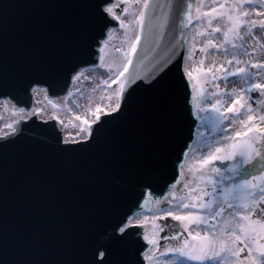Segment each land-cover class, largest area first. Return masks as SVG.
<instances>
[{
  "label": "water",
  "instance_id": "1",
  "mask_svg": "<svg viewBox=\"0 0 264 264\" xmlns=\"http://www.w3.org/2000/svg\"><path fill=\"white\" fill-rule=\"evenodd\" d=\"M100 3L0 0V98L30 106L33 83L63 92L73 72L94 65V46L116 24L107 13L101 17ZM188 3L171 0L155 13L146 9L126 74L137 78L126 80L119 111L102 115L90 139L65 144L53 122L36 117L0 136V264H101V252L102 264L145 263L143 229L132 227L123 237L115 230L140 207L147 190L162 195L175 182L194 138L197 118L182 64L185 20L188 14L197 17L198 9L185 14ZM149 16L155 17L151 30ZM188 37L189 51L191 32ZM158 60L169 61L167 75L150 86L146 74ZM169 233L172 227L162 236Z\"/></svg>",
  "mask_w": 264,
  "mask_h": 264
},
{
  "label": "snow or ice",
  "instance_id": "2",
  "mask_svg": "<svg viewBox=\"0 0 264 264\" xmlns=\"http://www.w3.org/2000/svg\"><path fill=\"white\" fill-rule=\"evenodd\" d=\"M120 2L125 0H119L117 3L101 0L98 7L102 18L103 14L107 13L111 18L120 20L121 27H126L121 16L115 11ZM130 2L143 6L138 13V18L129 21V24L135 23L141 27L145 24V9L151 6L155 13L157 8L171 5V0H167V5L152 4L151 0H130ZM199 3L202 6L212 5L211 12H204L202 16H197L195 19L200 21L202 17H209L207 23L211 31L207 32V35L221 34L219 37L208 39L199 51L208 53L209 50H213L214 54L215 51L223 49L225 57L231 56L226 63L235 66L225 68L221 63L215 67L216 61L212 60V67L199 69L205 75V85L208 83L207 78L211 77L213 87L218 91L207 92L206 88H201L197 118L201 120L202 127L218 132L219 138L205 141L201 157L196 161L200 167L194 171L193 175L199 174L198 180L204 182V187L202 188L199 183L192 187V181L183 183L176 181L172 187L182 184V187L187 189L186 195L180 196L178 193L170 192L163 201L157 199L156 202L173 205L174 201H179L175 204V208L182 214L164 209L163 215L154 218L153 226L157 231L164 232L169 228V224L166 223L169 218L178 222L176 227L179 231L171 236L160 238L179 241L175 245L164 246L166 251L162 254L172 253L174 256L168 264H176V261L181 259L187 262H198V264H264V127L260 126L264 124V18H262L264 17V0H199ZM192 7L193 4L188 3L185 14L187 9ZM128 11L124 8L122 14H127ZM166 15L167 13L165 17ZM154 18V16L147 18L149 30L153 26ZM190 21L191 17H189ZM213 21L216 22L214 27ZM183 22L181 20V24ZM197 35L204 36L205 32H198ZM139 41L140 37L137 36L136 42L131 45L132 53L136 52V44ZM256 45H259V48ZM195 54L194 50L193 55ZM242 54L257 55L254 59L242 61L238 58ZM208 58L206 55L204 59ZM204 59L200 60L201 65L204 64ZM132 62L131 59L128 60L129 64ZM168 63L167 60H158L152 66L146 74L151 78L150 86L164 80ZM242 64L244 66H240ZM213 67L221 75H215ZM127 71L125 66V72ZM185 75L189 79L193 78L191 71L185 70ZM230 77L234 78L230 81L234 86L228 90L225 85V88L220 90V85L215 81H229ZM135 78H137L136 74L133 73L126 80L135 82ZM237 81L244 86L237 89L235 86ZM124 91L125 88L122 85L121 97ZM214 97H218L215 102L212 99ZM200 100H203L207 107H200ZM229 100L231 103H228ZM254 103L258 105L257 108L253 107ZM120 107V103H117L111 111L117 112ZM19 111L23 112V109ZM201 112L207 115H200ZM93 115L94 120L91 123L86 118L82 121V124L87 126L88 137L92 134L91 124L99 126L101 115H111V113L97 107ZM76 119L82 118L77 116ZM225 121L228 123L227 128L224 126ZM233 125H238V129L246 128L247 130L242 132L237 129L229 135L228 128ZM7 127L11 128L12 132H5V137L16 131L11 124ZM81 131H84L83 126ZM73 142L79 143L78 140ZM217 163L226 164V167L221 169L214 166ZM206 167L208 179L205 181ZM226 181L231 183H225ZM209 184L211 190L208 189ZM207 197L212 199H206ZM226 212L227 216H225ZM218 218L221 219L218 220ZM146 224L147 220L145 224H133L131 219H127L122 221L115 231L123 237L127 235L130 228H142ZM184 233H187V238H182ZM144 239L148 240V237L145 236ZM148 243L153 247L159 246V241L155 239L148 240ZM104 255L105 253H99L101 264ZM143 255L151 258L148 253Z\"/></svg>",
  "mask_w": 264,
  "mask_h": 264
},
{
  "label": "rangeland",
  "instance_id": "3",
  "mask_svg": "<svg viewBox=\"0 0 264 264\" xmlns=\"http://www.w3.org/2000/svg\"><path fill=\"white\" fill-rule=\"evenodd\" d=\"M117 2H119V0H115L113 3ZM120 3H122L123 9L127 8L129 10L127 14L122 15L115 10L116 14L121 16L126 27H121V21L119 20V27H116L113 37L109 39L104 48H102V56H100L101 65L93 70L90 68L81 69L82 72H78L76 75L75 87L70 88V93L59 98V100H50L46 97L45 93L42 92L41 95L37 96L34 109L32 111L24 112V115L29 113V115H32V113H34L41 119H49V117L55 114L60 120L59 125L62 129L64 138L66 137L67 139L74 141L84 139L88 136L87 126L83 125L82 121L86 118L89 123H91L94 120L93 114L96 112L97 107L101 108L104 112H107L111 111V109L119 103L120 88L125 80V66L129 65L128 60L133 57L131 45L136 42L137 36L140 37L141 29L139 24H129V21L137 19L138 13L143 7L142 4L132 3L130 0H125V2ZM192 4L193 7L198 9V16H202V13L204 12H211L212 5L210 4L202 6L199 3V0H192ZM216 7L218 8V5H216ZM208 19L209 17H202V19L198 21V25L193 24V19L190 21L191 45L185 65L186 71H191L193 73V78L190 80L192 86H194V100H198L201 88H206L207 92L218 91V89L213 87L211 77L207 78L208 83L205 85V75L203 72L199 71V69L212 67V60L216 61L215 67H218L220 65L218 59L225 55L223 49L215 51L214 54L213 50H209L208 53L199 51L208 39L219 37L221 35L219 33H213L212 36L207 35V32L211 31L208 27ZM215 23L216 22L213 21V27L215 26ZM198 32H205V35H197ZM217 42L219 41L217 40ZM194 50L196 52L195 55H193ZM206 55L209 57L208 59H204ZM201 59H204L203 65L200 64ZM223 63L225 68H229V65L225 61ZM215 67H213L215 75H221V73L215 71ZM121 73H123V75H121ZM215 83L220 85V90H223L225 85H227L228 90L231 89L229 81L216 80ZM216 98L218 97L212 98L213 102H215ZM199 103L200 107H205V102L203 100H200ZM228 103H231V101L229 100ZM225 107H227V105H225ZM17 115V112L9 109L6 103L0 104V121L9 123L10 119L12 117L16 119ZM200 115H207V113L201 112ZM77 116H80L82 119L77 120ZM227 125L228 123L225 121L224 126L226 127ZM82 126L84 131H81ZM235 126L236 125H234V127ZM213 138L218 139L219 133L211 129H206L200 124L197 139L198 142L195 145L200 147L205 141H210ZM198 156H201V152H198ZM195 159L196 158H194L193 161ZM186 160L188 161L189 159L186 158ZM193 164L195 163L193 162ZM176 203L178 202L176 201L174 203V207ZM149 219V216H144L142 220L134 217L133 222L145 223V220L149 221Z\"/></svg>",
  "mask_w": 264,
  "mask_h": 264
},
{
  "label": "flooded vegetation",
  "instance_id": "4",
  "mask_svg": "<svg viewBox=\"0 0 264 264\" xmlns=\"http://www.w3.org/2000/svg\"><path fill=\"white\" fill-rule=\"evenodd\" d=\"M249 11H251V9H249ZM264 18V17H262ZM198 21L195 19V23H197ZM257 35H259V33H257ZM239 43V42H238ZM230 47V46H229ZM257 48H259V45H256ZM199 52V51H198ZM249 53H251V49H249ZM256 55L257 54H251V55H239L238 58L241 59L242 61H248L250 59H254L256 58ZM227 59H231V56H227L225 57L222 56L218 59V63H223L224 61L226 62ZM224 64V63H223ZM235 65H229V68L231 67H234ZM240 66H244L243 64L240 65ZM234 78H229V84H231V88L234 86L230 81L233 80ZM235 86L237 87V89H239L240 87H243L244 85H241L238 81L236 82ZM254 97L256 96V94H252ZM205 107H207V104L204 103ZM253 107L254 108H257L258 105L257 104H253ZM253 122H256V121H253ZM261 127H264V124L260 125ZM228 127V125L226 126V128ZM200 128V126H199ZM198 128V129H199ZM238 129V125H236L234 127V125L231 127V128H228V133L230 135L233 134L234 130H237ZM238 130L240 131H246L247 129L246 128H239ZM198 136L196 138V141H195V144L198 142ZM193 145L192 148L189 150V154L187 156V159H189L187 162V164L185 165L184 169H183V175H182V178L180 179V181L183 183V182H187V181H192V187H195L196 186V183H199L200 186L203 188L204 187V182L203 181H199L198 180V173L194 176L193 173L196 169H199V164L196 163V161H198L200 159L201 156H198V152H201L202 150V147L203 145H200V147L196 146V145ZM196 158L194 161L193 159ZM193 162L195 164H193ZM214 166H217V167H220L221 169H224L226 167V164H222V163H217L216 165ZM204 172H205V177H204V180L206 181L208 179V176H207V172H208V169L207 167L204 169ZM214 175V174H213ZM225 183H231L229 181H226ZM208 189L211 190V185H208ZM172 193H178L180 196H184L186 195L187 193V189H184L182 187V184H178L176 186V189L175 191H173ZM169 195V194H168ZM171 198V197H169ZM206 199H212V197H207ZM163 201V199L161 200ZM176 201L173 202V205H168L167 203H155L152 207V209L150 211H144L142 213H138L136 215L137 218L141 219L146 215V216H149V221H147V224L145 225L146 226V229H147V237L149 240H158L159 241V246L158 247H153V245L150 244V247L148 249V251L146 253H148V256L151 257L150 259L147 258L146 261H147V264H168L169 261L173 260L174 259V256L172 253H168L167 255H164L162 253H164L163 251H166V249L164 247H161V243H162V239H160L162 237V232H159L157 231L154 226H153V220L155 217H159L161 215H163V211L164 209H170V210H173V211H176L177 214H182L180 210H177L175 207H174V203ZM179 202V201H177ZM159 208V209H158ZM225 216H227V212L225 213ZM221 219V218H218V220ZM167 223L171 224V226H174L175 227V231H173V233L179 231V229L176 227L177 223L178 222H175V221H172L171 218H169L167 221ZM173 224V225H172ZM182 239V238H181ZM179 241L178 240H175L174 243L177 244ZM151 250V251H150ZM176 264H198V262H187V261H183V259H181L180 261H176Z\"/></svg>",
  "mask_w": 264,
  "mask_h": 264
},
{
  "label": "bare ground",
  "instance_id": "5",
  "mask_svg": "<svg viewBox=\"0 0 264 264\" xmlns=\"http://www.w3.org/2000/svg\"><path fill=\"white\" fill-rule=\"evenodd\" d=\"M114 31H116V28H111L110 30H108V33H107V38H106V41L105 42H107L109 39H111L112 37H113V35H114ZM106 44V43H105ZM105 44H104V46H105ZM101 50H102V48H100ZM99 65H96V66H94V67H88V68H90V69H94V68H97ZM78 72H82L81 70H79ZM78 72H76V75L78 74ZM76 75H75V78H76ZM80 83V82H79ZM46 90V88L43 86V87H41V88H39V89H35L34 90V93H35V97H37V96H39V95H41L42 94V92H46L45 91ZM46 94V93H45ZM59 94L60 93H56V97H58L59 96ZM2 102H3V100H1L0 101V104H2ZM35 106V104H33V107ZM21 109H23V111L24 110H26L25 108H21ZM21 112V111H20ZM30 114V113H29ZM20 118L21 117H27L26 115H23V112L21 113V114H19L18 115ZM50 118V117H49ZM2 125L0 124V136L1 135H4V133L5 132H10V130H8V129H2V127H1ZM65 139L66 140H70V139H67L66 137H65Z\"/></svg>",
  "mask_w": 264,
  "mask_h": 264
}]
</instances>
